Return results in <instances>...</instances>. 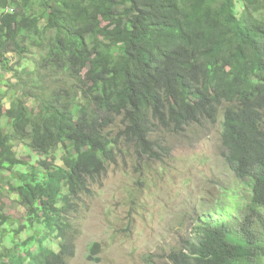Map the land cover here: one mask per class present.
Wrapping results in <instances>:
<instances>
[{
  "label": "trees",
  "instance_id": "1",
  "mask_svg": "<svg viewBox=\"0 0 264 264\" xmlns=\"http://www.w3.org/2000/svg\"><path fill=\"white\" fill-rule=\"evenodd\" d=\"M89 1L19 0L17 11L7 13L2 9L14 1L0 0V63L12 49L29 57L30 46L54 32L42 70L56 68L76 83L67 98L60 90L44 98L39 112L29 114L19 103L10 133L1 124L0 93V174L24 164L14 139H29L40 154H66L62 166L43 160L44 172L32 168L11 186L26 223L13 228L10 216L0 219V264H65L67 241L52 253L46 248L51 236L43 228L38 234L36 224L65 235L70 194L107 171L124 139L140 155L156 156L160 131L214 121L220 109L226 159L239 178L251 180L252 211L233 231L225 221L201 226L196 240L169 258L171 264H264V239L250 218L264 209V0H122V9L117 0ZM16 65L10 70L18 77L41 71L37 61L35 69ZM117 117L121 126L113 134L108 127ZM64 183L70 193L63 197ZM24 229L35 233L20 241Z\"/></svg>",
  "mask_w": 264,
  "mask_h": 264
},
{
  "label": "rangeland",
  "instance_id": "2",
  "mask_svg": "<svg viewBox=\"0 0 264 264\" xmlns=\"http://www.w3.org/2000/svg\"><path fill=\"white\" fill-rule=\"evenodd\" d=\"M117 1L122 9L123 1ZM236 8L239 13L241 5L237 3ZM34 9L37 11L38 6ZM54 34L50 33L40 45L32 44L29 57H20L12 49L7 61L0 63L1 124L7 133L13 130L14 118L19 115L16 108L19 103L28 106L29 114L39 112L44 98L58 90L67 98L66 92L76 85L67 77L57 75L56 71L51 74L42 70L41 61L47 55ZM16 61L22 65L19 67ZM36 61L41 71L36 69L30 76L20 72L19 76H25L18 77L10 70L14 65L17 70L23 67L35 69ZM34 81L41 82V88L29 89ZM13 108L16 109L14 113ZM223 121L220 112L215 121H203L190 127L188 134L160 131L159 137L167 154L162 152L160 157L151 159L137 158V147L123 142L116 163L109 165L103 176L91 181L88 192L78 199L80 210L72 217L73 226L78 231L76 252L68 264H92L86 255L93 241H100L102 245L98 254L100 262L94 264H170L168 253L190 237L194 238L195 226L203 218L209 217L218 223L226 221L232 231L237 229L244 216L252 211L248 208L251 189L248 179H238L223 156ZM120 123L121 117H117L109 125L112 133L119 130ZM12 144L17 156L26 163L14 167L11 174L0 175L6 191L10 184L20 185L18 176L30 171L41 158L26 145L28 143L15 139ZM63 154L65 152L58 149L55 157L48 161L54 166H62ZM9 193L1 195L0 202H5L1 212L10 216L12 221L22 223L26 208ZM255 211L258 213H253L250 218L254 217L256 231L263 240L264 210L258 208ZM12 227L17 228L15 222ZM26 237L23 232L19 239Z\"/></svg>",
  "mask_w": 264,
  "mask_h": 264
},
{
  "label": "clouds",
  "instance_id": "3",
  "mask_svg": "<svg viewBox=\"0 0 264 264\" xmlns=\"http://www.w3.org/2000/svg\"><path fill=\"white\" fill-rule=\"evenodd\" d=\"M7 1H9V2H13L12 3V5L11 6H8V7H6V8H4V9H2V11L3 12H10V13H13V12H15V11H17V9H16V7H15V1H19V0H7ZM63 1V0H62ZM62 1L60 2V3H62ZM89 1V0H88ZM90 2V1H89ZM39 9H40V7L37 9V11H39ZM55 71V70H54ZM56 73H57V75H63V74H59L58 73V71H56ZM63 76H65V77H67L69 80H72V78H70L69 77V75L66 73V75H63ZM72 81H74V80H72ZM35 83H41V82H39V81H34ZM40 88H41V86H40ZM39 89V88H38ZM49 98V97H48ZM63 101H66V99L64 98V100ZM220 112H222V114H223V109H220L219 110V113ZM219 113L217 114V115H219ZM223 117H224V115H223ZM122 119V118H121ZM215 120H216V117H215ZM214 120V121H215ZM203 121H210L211 122V120H207V119H203L200 123H196V124H193V125H191V126H189V125H187V126H185L183 129H182V131L181 132H179V133H176L177 135H183V134H188V132H190L189 131V128L190 127H192V126H197V125H200ZM225 121V120H224ZM223 121V131H224V122ZM213 122V121H212ZM120 126H121V123H120ZM109 128V127H108ZM119 129H120V127H119ZM158 131H160L159 129H158ZM158 131H156L155 130V133L156 132H158ZM163 131V130H162ZM113 134H115V133H113ZM222 134H223V132H222ZM160 134H158V136H159ZM155 137L157 136V135H154ZM15 140V139H14ZM17 140H19V141H21L22 143H28V144H26V145H28L30 148H32L33 149V151L36 153V156H37V154H39V155H41V158H40V161L38 162V164L37 165H32L31 166V169L32 168H37V169H40V170H42L43 172L45 171V168H43L42 167V165L40 164V162L41 161H43V160H47V162L50 164V166L51 167H55L54 165H52L48 160H51L52 158H53V156L55 157V152L54 151H52V152H50L48 155H46V154H40V153H38L32 146H30L29 145V139H25V140H21V139H17ZM221 140H222V135H221ZM123 142H128L127 140H125L124 139V141ZM122 142V143H123ZM121 142H120V144H119V146H118V148H117V153H118V151H120V149H121V146L123 145ZM11 144H12V142H11ZM130 144V143H129ZM133 145H135L134 143H132ZM159 144H160V146H161V149H160V147H158L157 146V150H156V152H157V154H156V156H152V157H150V155H148V154H146V153H142V155H140L139 153H140V148H138L136 145V147H137V158H142V157H146V158H149V159H151V158H155V157H160L161 155H160V153L162 154V152L164 153V154H167V152H166V148H165V146H164V144H163V141H162V138H160L159 137ZM222 144H223V141H222ZM12 146V149H13V151H14V153H15V155H16V157L17 158H19L18 156H17V153L15 152V150H14V146H13V144L11 145ZM223 148H224V154H223V156H224V158L226 159V149H225V147H224V144H223ZM64 151V150H63ZM65 152V151H64ZM117 153H116V155H117ZM116 155H115V161H116ZM64 156H66V154H63V156H62V161H63V157ZM38 157V156H37ZM19 159H21V160H23L22 158H19ZM24 161V164L23 165H25V160H23ZM226 161H227V159H226ZM112 163H116V162H110L109 164H108V166L109 165H111ZM227 163L229 164V166L231 167V169L234 171V173H235V175L237 176V173H236V171H235V169H233V167L230 165V163L227 161ZM23 165H17V166H23ZM17 166H15V167H17ZM57 166H59V165H57ZM108 166H107V168H108ZM30 169V170H31ZM13 170V169H12ZM29 172V171H28ZM12 173V171L11 172H8V171H5L4 172V174H0L1 176H6L7 174H11ZM24 172H22L18 177H19V179H20V176L23 174ZM106 173V172H105ZM105 173H102L99 177H101V176H103ZM1 176H0V201H1V195H3V194H5V193H8V192H10V190H11V186H14V185H12V184H10V186H9V188L7 189V191L5 190L6 188L5 187H3L2 185H1V180L3 181V179L1 178ZM96 178H98V177H96ZM95 178V179H96ZM237 178L238 179H240V180H245V179H247V178H244V179H242V178H239L238 176H237ZM94 179H91V178H88V182H87V184H88V188H87V190H82L79 194H75V193H72V194H70V198L72 199V208L70 209V211L66 214V217H67V222H68V227H67V229H66V234L65 235H61L57 230H55V231H53V233L54 234H51V233H48L47 232V229L44 227V226H42L41 224H36L37 225V227L39 226V231H38V234H41V230H42V228H43V230H44V232L46 233V234H48V235H50L51 236V238H52V241L51 242H49V243H47V246H46V248H48V249H50V250H52V253H60V250H61V246H62V244H63V240H65V241H67V245H68V248H70V250H71V253L69 254V255H67L66 256V259H65V264H68L69 263V259L70 258H72V257H74V255H75V252H76V242L75 241H77V236H78V231H77V229H75L74 228V226H73V223H72V217H73V214L75 213V212H79V210H80V208L78 207V199L80 198V196L83 194V193H86V192H88V190H89V183H91V181H93ZM248 181L250 182V189H251V198H252V182H251V180L250 179H248ZM22 183V182H21ZM70 193V190H69V187H68V185L66 184V183H64V185H63V191H62V193L60 194L61 196H65V195H67V194H69ZM10 194V193H9ZM0 203H2V204H0V219L1 220H4V218H3V216H7V215H4L2 212H1V210H3L4 209V207H5V202L3 201V202H0ZM23 206V205H22ZM248 208H252V203L249 205V207ZM260 209H262V208H260ZM264 210V209H263ZM6 214V213H5ZM212 215V214H211ZM248 215V214H247ZM247 215H245L244 216V219H245V217L247 216ZM243 219V220H244ZM13 222H15L16 223V227H19V225L20 226H22L23 225V223L25 222L26 223V217H25V221L24 220H21V222L22 223H20V222H18V221H15L14 219H13ZM219 221H212L209 217H205V218H203L196 226H195V229H194V231H193V235H195V237L194 238H192V237H190V239H187V240H190V241H194V240H196L195 238H196V234H195V232H196V230L197 229H199L201 226H206V227H214V226H216V224H220V223H218ZM226 222V221H225ZM241 224V223H240ZM230 227V226H229ZM239 227V226H238ZM231 228V227H230ZM31 231H33V233H31ZM23 232H25L26 234H27V237H29L30 235H32V234H34L35 232H34V229H24V231ZM22 232V233H23ZM57 237H56V236ZM26 237V238H27ZM25 239V238H24ZM186 241V240H185ZM185 241L181 244V246H183L184 245V243H185ZM97 245V247H96V250L94 251V252H91V249H92V247H93V245ZM98 244H99V246H98ZM180 246V247H181ZM37 245H36V249H37ZM179 247V248H180ZM101 248H102V245H101V242L100 241H93L92 243H90V245H89V247H88V251H87V255H86V257L91 261V262H93L92 264H94V263H99L100 262V257H99V253H100V250H101ZM179 248H175V249H173V250H171L169 253H168V259H169V261H170V258H169V254L171 253V252H173V251H175V250H178ZM94 257H98L99 258V260L98 261H96V260H94L93 258ZM170 264H171V261H170Z\"/></svg>",
  "mask_w": 264,
  "mask_h": 264
}]
</instances>
